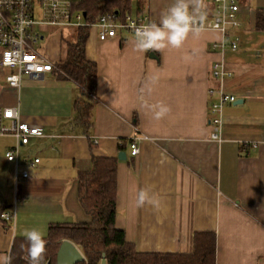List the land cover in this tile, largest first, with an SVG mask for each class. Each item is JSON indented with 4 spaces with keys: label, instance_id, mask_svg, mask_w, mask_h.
I'll list each match as a JSON object with an SVG mask.
<instances>
[{
    "label": "crops",
    "instance_id": "obj_1",
    "mask_svg": "<svg viewBox=\"0 0 264 264\" xmlns=\"http://www.w3.org/2000/svg\"><path fill=\"white\" fill-rule=\"evenodd\" d=\"M259 12L264 0H244L242 26L232 32L239 48L222 54L213 49L224 40L220 31L164 26L174 17L211 16L212 0H133L131 15H149L157 24L149 31L153 50L128 34L101 42L90 31L86 53L98 68V102L88 133L73 124L82 93L57 69L39 80L24 78L19 91L0 80V107L18 108L22 122L43 131L20 147L29 178L19 184L5 159L15 140L0 136V207L15 213L13 222L0 221V264H10L20 239L45 238L55 224L91 222L79 202L78 175L92 169L93 156L118 158L122 139L127 160L118 164L116 227L138 252L191 254L196 233L214 232L216 264H264ZM61 39L51 36L47 49L56 66L68 54ZM219 61L230 74L222 80L212 75ZM210 89L241 102L225 107L219 141L210 137V106L219 97L210 98ZM136 138L140 153L133 157L129 142ZM36 158L40 163L31 165Z\"/></svg>",
    "mask_w": 264,
    "mask_h": 264
},
{
    "label": "built area",
    "instance_id": "obj_2",
    "mask_svg": "<svg viewBox=\"0 0 264 264\" xmlns=\"http://www.w3.org/2000/svg\"><path fill=\"white\" fill-rule=\"evenodd\" d=\"M83 0H0V68L9 69L12 73L5 75L6 85L19 91L24 78L39 80L46 74L53 73L57 68L54 62L42 55L36 45L43 40L39 28L50 26L56 28H80L90 26L96 30L101 42L108 41L124 34L139 38L148 50H153L149 36L156 22L149 15L120 17L116 12L105 14L99 20L89 25L83 11L78 9ZM213 14L211 16H180L171 22L165 21L164 26H175L191 29H206L220 31L224 35L221 43L213 44L214 50L225 54L229 49L239 48V37L233 35L242 24L239 16L244 8V0H212ZM212 75L224 79L230 74L225 70V63L219 61L212 66ZM219 94L218 101L210 106L211 139L221 140L222 120L227 105H233L236 98L225 92L209 90L210 98ZM10 135L15 140V146L6 153V161L15 165L16 184L29 178L27 170L21 167L19 157L20 147L30 143L32 138L42 137L39 127L22 122L18 108L0 107V136ZM146 138V137H145ZM132 140L131 156L140 153L139 141ZM36 158L31 165H38ZM6 222L15 220L14 212H4L1 215ZM28 263L37 264L29 257L24 258Z\"/></svg>",
    "mask_w": 264,
    "mask_h": 264
},
{
    "label": "trees",
    "instance_id": "obj_3",
    "mask_svg": "<svg viewBox=\"0 0 264 264\" xmlns=\"http://www.w3.org/2000/svg\"><path fill=\"white\" fill-rule=\"evenodd\" d=\"M77 8L86 13V21L92 25L105 14L131 15L133 0H83ZM256 27L264 31L262 12L257 16ZM90 31V26L76 29L75 40L67 44V58L56 66L58 78L75 82L82 93L74 102L76 117L73 124L82 128L84 133H88L92 126V109L98 102V68L86 53ZM127 142L121 140V152ZM92 161V169L78 175L79 202L91 222L55 224L50 226L45 238L20 239L19 252L11 258L10 264H31L25 257L37 264H57V253L64 241L73 243L83 254L85 260L78 264H101L103 261L106 264H216L214 232L196 233L191 254L138 252L134 244L127 241L126 232L116 227L120 160L93 156ZM6 210L0 207V221L4 223L1 215Z\"/></svg>",
    "mask_w": 264,
    "mask_h": 264
},
{
    "label": "rangeland",
    "instance_id": "obj_4",
    "mask_svg": "<svg viewBox=\"0 0 264 264\" xmlns=\"http://www.w3.org/2000/svg\"><path fill=\"white\" fill-rule=\"evenodd\" d=\"M38 30L41 33V35H43L45 37V40L40 41L36 45V48L40 51V53L42 55H46V57H48L47 56V49H48V47L50 45L49 40H50L51 36L55 37V36H57L59 34H62V39L63 40L61 39V42H64L65 45H67L69 42L74 41L75 38H76L75 37L76 36V29H74V28H63L62 29V28H56L55 27L54 31L53 30L45 31V30H42L41 28H39ZM59 42L60 41L58 40V43ZM55 43L57 44V41ZM10 73H12V71L9 70V69H5L4 71H1L0 72V80H2V79L4 80L5 79V75H8ZM101 264H106V262L103 261Z\"/></svg>",
    "mask_w": 264,
    "mask_h": 264
},
{
    "label": "water",
    "instance_id": "obj_5",
    "mask_svg": "<svg viewBox=\"0 0 264 264\" xmlns=\"http://www.w3.org/2000/svg\"><path fill=\"white\" fill-rule=\"evenodd\" d=\"M86 16V13H84ZM240 101H236L234 104H240ZM120 161L127 160L126 152H121L118 156ZM85 260L81 251L71 242L64 241L57 253V264H78Z\"/></svg>",
    "mask_w": 264,
    "mask_h": 264
}]
</instances>
